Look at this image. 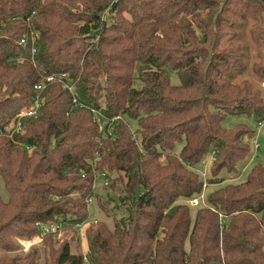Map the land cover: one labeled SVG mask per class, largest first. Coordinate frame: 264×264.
<instances>
[{
  "label": "trees",
  "instance_id": "obj_1",
  "mask_svg": "<svg viewBox=\"0 0 264 264\" xmlns=\"http://www.w3.org/2000/svg\"><path fill=\"white\" fill-rule=\"evenodd\" d=\"M60 73L78 105L61 82L46 81ZM248 73L264 82V0H0V176L9 195L0 197V264H37L38 250L20 255L12 237L39 234L38 221L73 230L89 220L93 197L113 226L90 224L85 253L44 234V264H264V166L239 183L220 176L243 171L254 140L243 124L224 128V118L264 123V92ZM40 82L43 106L10 137L5 125ZM208 154L213 188L192 207ZM102 176L118 193L105 191L103 202L93 190Z\"/></svg>",
  "mask_w": 264,
  "mask_h": 264
},
{
  "label": "rangeland",
  "instance_id": "obj_2",
  "mask_svg": "<svg viewBox=\"0 0 264 264\" xmlns=\"http://www.w3.org/2000/svg\"><path fill=\"white\" fill-rule=\"evenodd\" d=\"M253 59H254L253 50H251L250 51V61L252 62ZM248 75L249 76H247V78H249L251 80V82H253V85L255 87L260 88L264 92V88L261 85L262 84L261 81H259L251 73H248ZM170 81L174 85L179 83V78L175 72H170ZM135 85L137 86V88H139L141 86V84L138 81L135 82ZM238 124H243V125L247 126L248 128H250L252 131H254V139H256V141L258 142L259 149L256 152V156L253 157V154H254L253 143H252V141H250V152H249L247 161L245 162L244 166L246 164L247 165L245 166V168L242 167L243 165L240 167V169H241L240 172L242 171V168H243V171L239 174L240 176L238 175L235 178H230V176H228L226 171L223 170L222 172H220V176L226 178L225 183L226 182L239 183V182L244 181L246 176L248 175V173L250 172L251 168L253 167V165L255 163L260 162L264 166V123L259 124L252 117L247 116V115H243V114L227 115L224 118V120L222 121V126L224 128H233L234 126H236ZM131 127H132V129L133 128L135 129L136 124L134 122H132ZM178 147H180V145H178ZM211 158H212V156L208 154L204 158V160L198 165V169L204 171L206 176H209V177H211V175H210ZM103 181H104L103 177H102V179L101 178L98 179L96 187L94 189V192L100 194L99 196L101 197L102 202L107 201V199L104 197L106 192H110V193H112V196L117 197L118 193L114 190L109 189L108 188L109 185L103 186ZM212 188H213V186L209 185L207 187V189L204 190V193H203L204 198ZM8 196L9 195H8V193L4 187V181L0 176V197L5 201L8 199ZM105 204L107 206H109L110 215L115 214L117 219H119L120 216H122L120 210H117L114 208L115 202L114 203L108 202ZM120 209L124 210L123 207H121ZM101 210L102 209L100 208L98 201L96 200L95 197H93L91 200V203H89V222H90L89 225L93 223V222H91L92 220H100V221L105 222L109 227H112L114 224L113 217L107 216ZM191 215L194 219L195 212L193 209H191ZM86 228L84 230H81L80 232L76 229H73L74 231L72 229L71 230L70 229L69 230L64 229L57 236L59 238H67L70 241L72 251H74V252L80 251L81 253H85L86 249H87V243H86V239H85L86 238L85 237ZM12 238H13V242L18 246V249L16 250V252L18 254L25 255V254L29 253L32 249L36 248L38 250L37 264H44L45 263V253H44V250L42 247L43 237H40V234H37L31 238H26V237H12ZM76 245H78L80 247L77 250L75 249ZM1 253H3V251L0 249V255H1Z\"/></svg>",
  "mask_w": 264,
  "mask_h": 264
},
{
  "label": "built area",
  "instance_id": "obj_3",
  "mask_svg": "<svg viewBox=\"0 0 264 264\" xmlns=\"http://www.w3.org/2000/svg\"><path fill=\"white\" fill-rule=\"evenodd\" d=\"M33 36L31 37V41H33ZM28 42V39L26 37H22L20 39V44L25 45ZM32 54L35 52V49H33ZM69 78L68 73H60V74H53V75H49L46 77V81L47 82H54V81H59L62 83V87L65 88L66 90H68V92L70 93L71 97H72V102L73 104L76 106L78 105V101L75 95V88H74V84L70 83L67 79ZM262 87L264 88V82H262ZM44 84L42 82L36 84L34 86V89L36 91V96L34 98V100L32 101V103L27 106L24 107L18 114L15 115L14 118H12L4 127V131L9 134L10 137H12L13 134L15 133H19L22 132V119L24 118H35L38 115L39 110L41 109V107L43 106V97L41 96V93L43 92L44 89ZM92 112L94 113V119L97 120L99 122V124H101V115L99 113V111L95 110V109H91ZM119 117H117L118 119ZM101 128V126H100ZM2 132L0 131V134ZM135 139V138H134ZM136 143L137 142V138L135 139ZM253 146H254V154L253 157L256 156V150L259 149V144L258 142L254 139L253 140ZM33 146H26V149L28 151V153H30L33 150ZM199 174L203 180V188L204 190L207 189V187L209 186L208 183V176H206L205 172L202 170H199ZM104 181H103V185H107L108 184V180L105 176H102ZM96 179V177H95ZM96 182L93 184V190L96 187ZM204 191H202V193L198 194L197 196L191 198L189 200V204L192 207H198L200 205H202L204 203V195H203ZM92 198H90L88 200V203H91ZM91 222L95 223L96 220H92ZM89 220L87 221H83L81 223H77V224H68L71 225L74 229L78 230L79 232L81 230H84L88 225H89ZM35 226H37L39 228V234L40 237H42L44 234H57L59 235L63 230L64 227L62 224L60 223H55V222H41L38 221L35 223ZM86 261V259H85Z\"/></svg>",
  "mask_w": 264,
  "mask_h": 264
}]
</instances>
